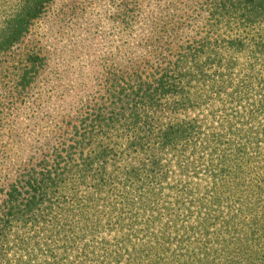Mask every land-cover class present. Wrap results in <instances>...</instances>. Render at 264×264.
Returning a JSON list of instances; mask_svg holds the SVG:
<instances>
[{"label":"rangeland","instance_id":"rangeland-1","mask_svg":"<svg viewBox=\"0 0 264 264\" xmlns=\"http://www.w3.org/2000/svg\"><path fill=\"white\" fill-rule=\"evenodd\" d=\"M23 1L0 0V32ZM214 1L50 0L21 39L0 52V203L24 175L44 172L56 150L68 158L62 149L76 127L89 129L85 121L96 110L105 119L122 112L103 146L124 148L85 173L70 169L34 215L10 224L0 264L151 263L150 240L165 223L178 233L192 221L178 209L177 183L206 177L209 160L233 159L236 150L264 176V54L249 60L233 53L231 70L205 64V74L182 84L187 100L180 107L155 92L157 80L169 78L171 64L184 55L187 70L196 49L216 51L215 43L246 36L229 19L216 23ZM245 30L264 43V17ZM144 94L150 100L137 107L148 113V125L187 129L174 147L155 155L161 169L121 156L137 129L125 103ZM125 168L138 176L123 181ZM165 171L160 186L152 185L161 192L139 195L149 177ZM151 219L154 225H146Z\"/></svg>","mask_w":264,"mask_h":264},{"label":"trees","instance_id":"trees-1","mask_svg":"<svg viewBox=\"0 0 264 264\" xmlns=\"http://www.w3.org/2000/svg\"><path fill=\"white\" fill-rule=\"evenodd\" d=\"M49 1H23L20 10L5 22V27L0 32L3 41L0 43V52L21 39L30 23L42 14ZM211 6V16L216 23L229 19V23L235 24L238 32L241 29L246 36L222 40L218 46L215 43L212 48L216 51L209 48L205 53L202 47L201 50L196 49L191 54L192 63L187 70L184 69V58L189 55L175 61L170 66L171 76L157 80L155 92L161 95L159 99L171 96L175 101L174 105L180 107L181 102L187 100L182 84H188L193 78L205 74V64H216L217 70H225V67L231 70L235 64L233 53L245 54L249 60L260 58L264 54V43L256 42L257 37L245 30L253 28V23L262 21L264 0H215ZM172 26L175 33L176 27L174 24ZM249 42L252 44L249 45ZM204 55L205 59L202 60ZM223 62H226L225 65ZM147 100L150 98L144 94L137 101L130 103L128 100L125 103L132 116L131 123L137 129L129 131L132 137L126 143V153L122 152L121 156H133L141 159L140 164L144 162L147 164L145 166L161 169L162 165L157 163L155 155L158 151L174 147L185 138L187 129L180 124L159 127L148 125V113L137 107L144 106ZM150 104L153 105V102ZM121 113L112 111L105 119V114L96 110L94 119L85 121L89 129L80 132L79 127H76L72 141L62 149L68 158H65L61 150H56L50 164L43 162L44 172L27 173L17 181L16 186L8 189L0 203V249L7 240L9 225L25 215H34L43 201L54 195V190L63 182V176L70 169L76 167L78 172L85 173L93 162H101L103 158H108L123 148L118 145L117 150L113 151L109 146H103L108 130L119 126ZM129 129L131 128L127 130ZM85 150L88 153L92 150L95 152L84 157ZM244 154L245 152L236 150L233 159L222 157L216 163L212 162L213 159L209 160L204 167V170L207 169L206 177H188L186 181L176 184L173 190L180 195L178 209L192 221L179 227L178 233H172L173 223L167 221L156 237L150 240L154 245L150 249L151 257L155 259H150L147 262L151 263L147 264H264V176L253 171L250 160L244 158ZM71 155L77 157L73 159ZM81 176L84 179V175ZM137 176L133 169L125 168L122 180L129 182ZM166 178L167 171L160 176L149 177L139 195L144 193L151 196L156 195L157 191L161 192L152 185L157 188ZM154 222V219L148 220L146 225H154Z\"/></svg>","mask_w":264,"mask_h":264}]
</instances>
